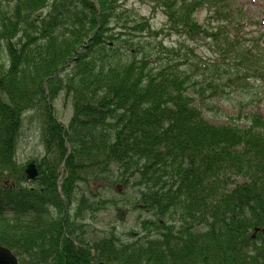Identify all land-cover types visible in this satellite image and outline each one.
<instances>
[{"label":"trees","instance_id":"1","mask_svg":"<svg viewBox=\"0 0 264 264\" xmlns=\"http://www.w3.org/2000/svg\"><path fill=\"white\" fill-rule=\"evenodd\" d=\"M128 1L0 0V245L20 264H264L262 39L234 0H134L160 31ZM220 105L227 122L207 121ZM28 113L45 150L32 188L15 160ZM83 180L136 189L138 230L91 240L105 209Z\"/></svg>","mask_w":264,"mask_h":264},{"label":"rangeland","instance_id":"2","mask_svg":"<svg viewBox=\"0 0 264 264\" xmlns=\"http://www.w3.org/2000/svg\"><path fill=\"white\" fill-rule=\"evenodd\" d=\"M239 7L244 9L246 16L249 18V22L246 32L253 33V35L264 34V0H235ZM7 3V2H6ZM132 12L141 16H145L151 19L152 25L158 31L164 29L165 17L161 13H157L156 16H152L151 7L141 5L134 0L128 1L126 4ZM206 11L199 13V19L203 21L206 17ZM165 35L162 34L161 38ZM251 38V35H249ZM165 43L169 44L170 40L164 38ZM264 44V41H263ZM221 106L222 113L208 114L205 119L210 123L222 124L227 122L225 115L232 114L233 111L228 106ZM52 107L55 112V117L58 122L63 126H68L72 116L73 107L70 101L65 100L64 96L59 97L52 102ZM252 110V109H251ZM264 115V105L254 109ZM250 112V110L248 111ZM44 146L42 142V125L37 118L36 113H28L24 116L23 126L19 134L15 160L19 167H24L32 161H38L44 156ZM111 179L117 180L118 172L113 168L110 172ZM102 181V180H101ZM93 181L89 185L85 180L80 182V192H86L96 197L97 204H101V209L92 223L86 224L88 229V235L91 240H98L103 238L110 232L115 231L118 235L127 237L128 233H133L132 229L138 230L139 214L133 205L135 206V199L137 197V191L134 188L129 187L126 194L123 196L116 193L115 187H111L105 182ZM12 183L9 182L8 185ZM115 184V183H114ZM7 185V184H6ZM113 185V184H112ZM26 186L32 188V183H26ZM122 192V191H120ZM125 192V190H123ZM91 197V196H90ZM109 200H116L117 207L110 204ZM74 209V207H73ZM100 209V210H101ZM73 213V210H72ZM128 238V237H127ZM74 244H79L74 241Z\"/></svg>","mask_w":264,"mask_h":264},{"label":"water","instance_id":"3","mask_svg":"<svg viewBox=\"0 0 264 264\" xmlns=\"http://www.w3.org/2000/svg\"><path fill=\"white\" fill-rule=\"evenodd\" d=\"M25 174L27 176V179L29 180H35L38 177V169L36 167L35 162H32L29 165H27L25 169ZM0 264H19V263L15 255L10 250L0 246Z\"/></svg>","mask_w":264,"mask_h":264}]
</instances>
